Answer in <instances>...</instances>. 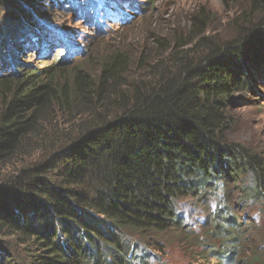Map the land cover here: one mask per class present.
<instances>
[{"label": "trees", "instance_id": "obj_1", "mask_svg": "<svg viewBox=\"0 0 264 264\" xmlns=\"http://www.w3.org/2000/svg\"><path fill=\"white\" fill-rule=\"evenodd\" d=\"M16 1L40 2L4 3ZM208 17L192 13L186 39L174 36L145 77L128 80L118 50L94 72L80 55L60 80L61 61L0 77V173L13 169L0 191L15 201L0 203V236L22 247L11 257L0 241V264H149L138 243L158 252L157 237L193 233L177 201L210 197L211 224L193 239L200 258L264 264L253 218L264 221V155L228 138L239 93L264 79V0H246L223 41ZM16 23L0 26L15 37Z\"/></svg>", "mask_w": 264, "mask_h": 264}, {"label": "rangeland", "instance_id": "obj_2", "mask_svg": "<svg viewBox=\"0 0 264 264\" xmlns=\"http://www.w3.org/2000/svg\"><path fill=\"white\" fill-rule=\"evenodd\" d=\"M4 1L0 0V21L3 22L0 25H7L16 21L18 23L15 25L18 27H26L30 25V18L35 21L41 20L39 15L43 13L44 17L55 23L56 26L53 27L40 22L38 25L39 29L45 30L48 28L52 32L53 39L58 44L72 47L75 43L83 47V51L80 54L79 47L76 46L70 52L67 51L66 56H63L62 48L58 47L53 49L47 58H42L37 51L32 49H24L23 54H17V49L21 45L15 44L16 49L11 47L13 42L12 44L9 43L7 40L8 33H4L2 31L3 27L0 26V46H2L4 53V56L0 59V66H2L0 67V76L3 74L14 75L19 68H38L61 61L64 62L59 66L61 68L56 69V77L59 80L64 77H70V64L80 55H82L79 58L80 60L83 57L89 58V55L92 56L86 63L83 62L80 65H87L86 69L89 72H94L112 50H118L126 56L128 61V80L136 77H145L149 64L161 55L163 47L175 46L176 40L174 36L179 37L181 35L183 39H186L185 36L188 35V30L191 26L192 13L201 9L207 12L209 15L208 33L217 35L223 41L234 36L236 32L237 25L231 19L235 16L237 9H245L246 7V0H116L121 1L124 7L132 4L134 6L139 5L141 9V14L137 18L121 25L120 21H118L119 15L128 13V17L137 11L129 9L121 11L119 5H115L119 12L114 14V11L110 8L113 0H104L106 4L101 5L97 13L91 9L92 3L85 0H78L79 2L70 0L67 4L61 2L57 4L59 6L50 0H39L40 2L35 3L32 7H27L24 1H16L15 4L9 5H5ZM34 6L38 9L34 8ZM110 14L114 17H109ZM7 16L12 18L9 23L7 22L8 20H3ZM49 20L42 21L49 23ZM131 26L132 28H129ZM25 37L28 38L29 36L26 35ZM156 39H162L163 46L159 45ZM63 50L65 49L63 48ZM202 53V51L195 50L193 58L201 56ZM12 57L15 60L13 67L9 62ZM7 63L12 69L6 66ZM256 72H259V70H256ZM250 83L249 88L245 92L239 93L237 97L239 101L233 107L234 128L228 133V138L231 142L241 143L257 150L263 156L264 79L260 80V77H258L257 80H251ZM31 154L30 159L19 156L17 160L20 159L23 163H29L37 152ZM12 170V168L3 170L0 173V182H8L5 177ZM217 195H220V192ZM13 202L15 201L12 200L11 193L0 191V203L6 205L5 209L12 207ZM215 206H218V201L216 198L211 197L209 200L204 199L201 201H196L192 198L179 199L176 206L178 215L184 219V222L194 232L170 231L164 236L157 237L156 241L159 243L158 246H160V251L158 252H155L146 242H139L137 250L145 248V252L150 256L155 255L156 264H220L212 258H203V256L200 258L199 250L193 242L194 237L198 238V242L204 241L202 236L205 234V229H203L202 224L207 220L210 226V213ZM234 209L237 211V208ZM239 210L242 213L250 211L249 208H244L243 210L240 208ZM242 213L240 216L243 218ZM254 213H258V211H254ZM258 219L259 221L255 220L254 223L256 226L262 227L264 232L263 218L261 219L262 221H260L259 217ZM0 241L4 252L7 255H11V257H16L18 255L17 250L21 251L22 249L21 246H18V249L16 248L17 241L13 237L5 238L0 236ZM129 242H135L136 244L137 240L133 239ZM203 246L204 244L200 248ZM260 255L261 258H264V251H261ZM237 259L235 258L234 260L233 257L228 259L227 262L223 261L221 264H243Z\"/></svg>", "mask_w": 264, "mask_h": 264}, {"label": "clouds", "instance_id": "obj_3", "mask_svg": "<svg viewBox=\"0 0 264 264\" xmlns=\"http://www.w3.org/2000/svg\"><path fill=\"white\" fill-rule=\"evenodd\" d=\"M50 1H52L53 3H55L56 5L57 4H59V3H61V2H63L64 4H67V2H69L70 0H50ZM77 2H79L78 0H76ZM84 1V0H83ZM85 1H88V2H90V3H92V11H94L95 13H97L98 12V9H99V7L101 6V5H104V4H106V2L104 1V0H85ZM113 2V4L112 5H110V8H111V10H113L114 11V14H117L118 12H119V9H121V11H123L124 9H129L128 8V6L127 7H124V6H122V4H121V1H116V0H113L112 1ZM52 3V5H54ZM115 5H119V9L117 8V6H115ZM57 6H59V5H57ZM114 6V7H113ZM137 7H139L140 8V6L138 5ZM129 10H131V9H129ZM137 10V12L135 13V14H130V16H128L127 17V14L128 13H124V14H121V15H119V17H127L124 21L125 22H122L121 23V21H120V24L122 25V24H125V23H127V22H129V21H131V20H134L135 18H137V16L138 15H140L141 14V9H136ZM39 17H40V19L41 20H39L38 19V21L36 20H33L32 18H30L29 20V23H30V25H27L26 27H18L17 26V29H18V33L17 34H15V37H12V35H8V37H7V40L9 41V43H11L12 44V42H13V44L11 45V47H13V48H17L16 46H15V44H14V42L15 41H19V43H20V45H21V47H20V49H23L24 50V48L25 47H29V48H27V49H32V50H34V51H37L38 52V54L39 53H41V52H44V51H46V53H48L49 55L52 53V50L53 49H57L58 47H61L62 48V50H63V48L64 47H66V50H68L69 52L71 51V49L72 48H75L76 46H78L77 44H73V46L72 47H67V46H65V45H62V44H58V42H56V43H52V40H53V36H52V32H49L48 30H47V32L45 33V35H49L50 34V36L47 38V41H46V44L45 45H43L42 44V42H39L38 41V39L39 38H42L44 35V30H41V29H39L38 28V25L40 24V22L42 23V24H48V25H51V26H53V27H55L56 26V24L55 23H53V22H51L48 18H46V17H44V14L43 13H40V15H39ZM109 17H114L112 14H110L109 15ZM119 17H118V21H119ZM10 19H12V18H10L9 17V22H11L10 21ZM32 19V20H31ZM42 20H49V23H46V22H44V21H42ZM1 23V22H0ZM37 33H36V32ZM32 32H35V33H33L32 34ZM26 35H28L29 37L28 38H26L25 36ZM55 40V39H54ZM55 46V47H54ZM39 47V48H38ZM54 47V48H53ZM79 47V53L80 54H82V51H83V47H80V46H78ZM37 48H38V50H37ZM18 51H19V48L17 49ZM12 51V50H11ZM49 55H47V56H45V57H42V58H47ZM4 56V53H3V50H2V46H0V59L2 58ZM82 56V55H81ZM9 62H10V65L13 67V65L15 64V60H14V58L12 57L11 59H9ZM4 65V64H3ZM10 65L7 63V65L6 66H9L8 68L10 69L11 67H10ZM0 67H2V66H0ZM12 69V68H11ZM1 70V69H0ZM18 70V69H17ZM1 76H6V74H3V75H1ZM0 76V77H1ZM258 213H254V215H253V218L255 219V220H257V222L259 221V219H258ZM149 264H156V261L155 260H150V262H149Z\"/></svg>", "mask_w": 264, "mask_h": 264}]
</instances>
